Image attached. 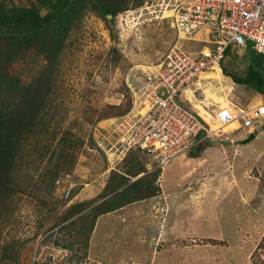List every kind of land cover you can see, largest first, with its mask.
Wrapping results in <instances>:
<instances>
[{"label":"rangeland","instance_id":"obj_1","mask_svg":"<svg viewBox=\"0 0 264 264\" xmlns=\"http://www.w3.org/2000/svg\"><path fill=\"white\" fill-rule=\"evenodd\" d=\"M1 1L9 8L34 2ZM135 4L129 0L124 7L121 1L118 6L126 9L114 18L87 8L70 30L52 71L43 118L47 127H38L43 132L24 144L15 174L21 193L0 216V242L23 243L16 264H264V127L242 145L245 131H233L236 122L221 126L207 109L212 120H203L213 133L163 169L136 150L121 152V133L141 111L136 100L146 97V76L157 72L177 43L195 52L208 46L203 34L196 41H183V35L180 40L169 20L136 24L129 16L128 24L120 14ZM23 54L7 71L29 83L48 65L36 49ZM247 66L246 51H229L221 69L243 77ZM219 73L226 84H207L217 96L205 94L208 102L221 107L217 99L223 96L226 106L264 103L252 88ZM64 136L66 143L58 147ZM140 168L142 185H130L129 194L115 201L112 196L127 187L115 189L118 176L130 178L129 185L136 178L125 174ZM112 171L118 175L111 176ZM66 174L72 186L68 199L56 185ZM150 189L153 196L98 217L86 252L55 245L61 241L55 224L69 205L119 206Z\"/></svg>","mask_w":264,"mask_h":264},{"label":"built area","instance_id":"obj_2","mask_svg":"<svg viewBox=\"0 0 264 264\" xmlns=\"http://www.w3.org/2000/svg\"><path fill=\"white\" fill-rule=\"evenodd\" d=\"M120 16H125L128 24L169 20L180 40L183 35V41H196L194 36L203 34L208 44L195 52L177 43L168 50L157 72L146 76V97L136 100L135 107L141 111L129 118L131 124L126 122L121 133V152L138 150L155 169H163L189 153L213 133L195 103L209 109L221 126L236 122L234 130L245 131L246 136L262 130L264 103L245 108L230 102L226 107H206L205 89L213 82L221 84L206 75L214 68L222 70L227 50L249 48L262 57L264 68V0H145L139 8L126 10ZM220 130L221 127L216 131ZM201 133L205 135L200 137ZM69 179L66 174L62 182L56 181L65 199L71 194Z\"/></svg>","mask_w":264,"mask_h":264},{"label":"trees","instance_id":"obj_3","mask_svg":"<svg viewBox=\"0 0 264 264\" xmlns=\"http://www.w3.org/2000/svg\"><path fill=\"white\" fill-rule=\"evenodd\" d=\"M121 1L124 7L129 2V0H34L30 7L9 8L0 0V216L13 196L21 193L15 181V174L21 166L25 142L38 138L37 135L43 132L41 130L38 133V127H47L43 118L51 91L52 71L57 66L70 30L80 21L87 8L103 18L108 16L114 18L117 13L126 9L118 6ZM135 2V5L140 7L145 0ZM29 49H36L37 54L43 56L48 66L31 82L22 83L17 77L10 76L7 68L14 61L21 59L23 53ZM228 52L229 50L225 54ZM246 57L248 66L243 77L232 76L226 70L223 72L234 83L252 88L264 98L262 57L249 49L246 51ZM202 133L200 137L205 135ZM66 137L59 140L58 147L66 143L64 141ZM200 146L201 142L197 147ZM143 172L144 170L140 168L125 174L136 178L129 185L130 178L118 176L119 182L115 189L127 187L123 189L125 190L122 191L123 194L118 192L112 196L113 199L116 201L120 196L128 195L134 188H128L130 185L141 186L143 180L140 176ZM110 175L115 177L118 174L112 171ZM153 195L151 189L146 190L140 197L134 196L135 198L119 206L113 204L107 207L105 202H102L90 208L91 203L85 201L69 205L61 212L55 224L60 226L57 231L61 234V241L55 245L69 251L77 246L86 252L98 217ZM263 242L264 237L261 240V243ZM260 245L258 247H261ZM22 246L23 243L19 240L0 242V262L16 264Z\"/></svg>","mask_w":264,"mask_h":264},{"label":"bare ground","instance_id":"obj_4","mask_svg":"<svg viewBox=\"0 0 264 264\" xmlns=\"http://www.w3.org/2000/svg\"><path fill=\"white\" fill-rule=\"evenodd\" d=\"M220 73H219V69L218 68H214L212 71H210V73H208L207 74V78L208 79H212V80H214V81H220L219 79H220V75H219ZM211 88V87H210ZM209 87L208 88H206L205 89V94H206V96L209 94V96H207V97H214L215 96V94H214V92L215 91H212L211 89H210ZM217 90H218V88H216ZM212 92V93H211ZM219 92H220V90H219ZM221 96V95H220ZM219 96V97H220ZM215 97H217V96H215ZM208 99V98H207ZM206 99V103H205V105H206V107L208 106V105H210L211 103L210 102H208V100ZM214 100V99H213ZM212 100V101H213ZM219 100V102L221 103V104H218V103H215V104H218L219 106H221V107H225L226 106V104H227V102L225 101V99H224V97L222 96V97H220L219 99H217V101ZM196 105H194V107L198 110V113L201 115V116H203V118L205 119V120H207V121H209V120H212V118H211V116H210V114L209 113H207V109H205L204 107H202L201 105H199L198 103H195ZM112 160V159H111Z\"/></svg>","mask_w":264,"mask_h":264},{"label":"clouds","instance_id":"obj_5","mask_svg":"<svg viewBox=\"0 0 264 264\" xmlns=\"http://www.w3.org/2000/svg\"><path fill=\"white\" fill-rule=\"evenodd\" d=\"M200 35V34H199ZM197 36V35H196ZM249 49V48H248ZM247 49V50H248ZM247 50H245V51H247ZM250 50V49H249ZM253 52V51H252ZM256 54V53H255ZM256 55H258V54H256ZM259 56V55H258ZM259 57H261V56H259ZM219 72H223L222 70L221 71H219ZM224 74V73H223ZM222 77L224 78V79H226V77H225V75L223 76L222 75ZM227 78H229L228 76H227ZM222 82L223 83H225L226 81L225 80H221V85H222ZM226 84V83H225ZM197 112H198V110H197ZM201 116V115H200ZM202 117V116H201ZM203 119V118H202ZM204 121V120H203ZM206 123V126L211 130V128L208 126V123L207 122H205ZM212 131V130H211ZM235 131V130H234ZM223 133H227V132H223ZM253 134V133H252ZM255 135V134H254ZM255 137H256V135H255ZM242 141V140H241ZM127 154V152L126 153H123V156H125ZM122 156V157H123Z\"/></svg>","mask_w":264,"mask_h":264},{"label":"water","instance_id":"obj_6","mask_svg":"<svg viewBox=\"0 0 264 264\" xmlns=\"http://www.w3.org/2000/svg\"><path fill=\"white\" fill-rule=\"evenodd\" d=\"M254 139H255V135L251 133V134H249L247 136V138L245 140H242L239 143L242 144V145H246V144H248L249 142H251Z\"/></svg>","mask_w":264,"mask_h":264},{"label":"crops","instance_id":"obj_7","mask_svg":"<svg viewBox=\"0 0 264 264\" xmlns=\"http://www.w3.org/2000/svg\"><path fill=\"white\" fill-rule=\"evenodd\" d=\"M193 35H194V34H193ZM198 35H199V34H197V36H198ZM194 37H196V35H195ZM202 118H203V116H202ZM203 119H204V118H203ZM255 139H256V137H255ZM255 139H254V140H255Z\"/></svg>","mask_w":264,"mask_h":264}]
</instances>
